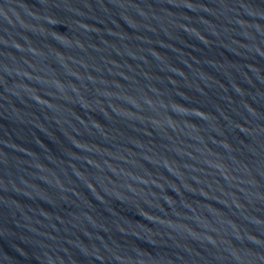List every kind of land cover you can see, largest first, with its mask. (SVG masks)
Instances as JSON below:
<instances>
[{"label": "water", "instance_id": "obj_1", "mask_svg": "<svg viewBox=\"0 0 264 264\" xmlns=\"http://www.w3.org/2000/svg\"><path fill=\"white\" fill-rule=\"evenodd\" d=\"M0 264H264V0H0Z\"/></svg>", "mask_w": 264, "mask_h": 264}]
</instances>
